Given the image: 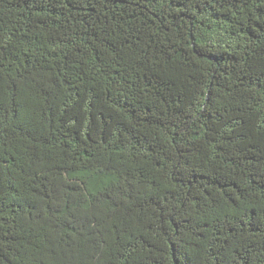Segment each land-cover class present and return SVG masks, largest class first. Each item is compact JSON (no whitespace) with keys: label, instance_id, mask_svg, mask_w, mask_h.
Listing matches in <instances>:
<instances>
[{"label":"trees","instance_id":"obj_1","mask_svg":"<svg viewBox=\"0 0 264 264\" xmlns=\"http://www.w3.org/2000/svg\"><path fill=\"white\" fill-rule=\"evenodd\" d=\"M0 264H264V0H0Z\"/></svg>","mask_w":264,"mask_h":264}]
</instances>
